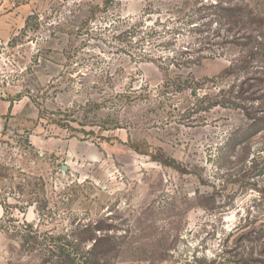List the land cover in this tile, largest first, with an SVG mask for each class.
Instances as JSON below:
<instances>
[{"label": "rangeland", "instance_id": "obj_1", "mask_svg": "<svg viewBox=\"0 0 264 264\" xmlns=\"http://www.w3.org/2000/svg\"><path fill=\"white\" fill-rule=\"evenodd\" d=\"M240 1L264 15V0L32 1L0 46L1 95L38 111L0 131V264H40L60 238L87 251V226L112 264L264 255L263 58L230 73L237 51L216 45L217 8Z\"/></svg>", "mask_w": 264, "mask_h": 264}, {"label": "trees", "instance_id": "obj_2", "mask_svg": "<svg viewBox=\"0 0 264 264\" xmlns=\"http://www.w3.org/2000/svg\"><path fill=\"white\" fill-rule=\"evenodd\" d=\"M217 9L214 17L219 19L220 22H223L222 26L226 27L222 42L216 44L218 47L222 48L219 55L228 53L229 47L237 51L236 54L232 56L233 58L227 71L230 73H238L245 65L259 58H263L264 64V15L249 8L241 1L235 6H231V4L229 6L227 4L225 7ZM179 29H174V33ZM149 35L150 32L144 35L142 40L146 39ZM190 63L194 66L199 64V60ZM262 67V69H257V73H264V65H262ZM256 81L262 82L263 80L257 78ZM3 208H5V206H3ZM249 225L252 224H248V226ZM90 227L91 226H87L85 228L83 233L88 234H86L87 236L84 237L82 241L92 240L94 244L91 249L82 252L70 243H58L61 240H65L64 238H60V241H54V243H57L54 248L39 254L41 256L40 264H112V262L108 260V257L112 251V249L109 248L114 244V241H112L110 237L97 236V232L101 230L97 227ZM260 229V231L253 230L250 232L251 236L253 234L256 235V243L264 238V225H262ZM62 244L66 246H60ZM262 247L264 248V243ZM246 264H264V255L261 254L258 259H253L251 257Z\"/></svg>", "mask_w": 264, "mask_h": 264}, {"label": "crops", "instance_id": "obj_3", "mask_svg": "<svg viewBox=\"0 0 264 264\" xmlns=\"http://www.w3.org/2000/svg\"><path fill=\"white\" fill-rule=\"evenodd\" d=\"M32 1L25 3H11L8 0L0 2V46L7 44L16 29H22L26 25V20L32 14ZM0 88V131L7 123L9 117L25 116L24 111L27 107L32 111V119L38 118V111L28 100L9 101L1 94ZM4 213L3 207L0 206V216Z\"/></svg>", "mask_w": 264, "mask_h": 264}]
</instances>
